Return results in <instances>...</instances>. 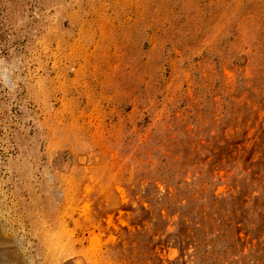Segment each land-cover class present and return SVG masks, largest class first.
I'll return each instance as SVG.
<instances>
[{
	"label": "rangeland",
	"instance_id": "rangeland-1",
	"mask_svg": "<svg viewBox=\"0 0 264 264\" xmlns=\"http://www.w3.org/2000/svg\"><path fill=\"white\" fill-rule=\"evenodd\" d=\"M0 264H264V0H0Z\"/></svg>",
	"mask_w": 264,
	"mask_h": 264
}]
</instances>
